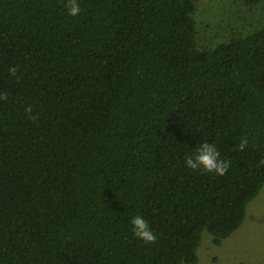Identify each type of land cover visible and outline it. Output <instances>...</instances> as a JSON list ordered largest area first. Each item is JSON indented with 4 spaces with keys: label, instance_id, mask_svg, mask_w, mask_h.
Listing matches in <instances>:
<instances>
[{
    "label": "trees",
    "instance_id": "trees-1",
    "mask_svg": "<svg viewBox=\"0 0 264 264\" xmlns=\"http://www.w3.org/2000/svg\"><path fill=\"white\" fill-rule=\"evenodd\" d=\"M195 1L80 0L71 18L0 0V264H196L203 233L242 225L264 185V18L200 47ZM202 141L224 176L182 166Z\"/></svg>",
    "mask_w": 264,
    "mask_h": 264
},
{
    "label": "rangeland",
    "instance_id": "rangeland-1",
    "mask_svg": "<svg viewBox=\"0 0 264 264\" xmlns=\"http://www.w3.org/2000/svg\"><path fill=\"white\" fill-rule=\"evenodd\" d=\"M199 46L224 42L232 32L253 28L264 18V0L248 6L241 0H196ZM196 264H264V185L247 208L242 225L219 246L203 233Z\"/></svg>",
    "mask_w": 264,
    "mask_h": 264
},
{
    "label": "clouds",
    "instance_id": "clouds-1",
    "mask_svg": "<svg viewBox=\"0 0 264 264\" xmlns=\"http://www.w3.org/2000/svg\"><path fill=\"white\" fill-rule=\"evenodd\" d=\"M63 7L66 9L67 15L71 18H76L82 13L80 0H64ZM17 67L10 66L8 74L10 77L17 75ZM7 99L6 94L0 95V100ZM31 107L25 108L26 113H31ZM248 141L241 139L239 150L244 151ZM261 163H264L262 161ZM231 162L228 159H223L221 153L215 143L202 141L199 146L195 147L194 152L186 153L183 157L182 166L186 170L192 172H204L224 176L230 167ZM132 235L146 245L153 244L157 239V234L151 227L149 221L142 215L136 214L131 217Z\"/></svg>",
    "mask_w": 264,
    "mask_h": 264
}]
</instances>
